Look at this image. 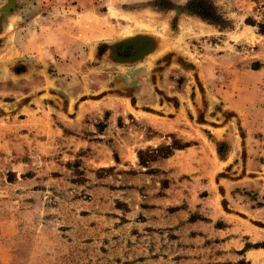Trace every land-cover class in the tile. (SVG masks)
Instances as JSON below:
<instances>
[{
	"label": "rangeland",
	"instance_id": "374dc122",
	"mask_svg": "<svg viewBox=\"0 0 264 264\" xmlns=\"http://www.w3.org/2000/svg\"><path fill=\"white\" fill-rule=\"evenodd\" d=\"M249 18L264 0H0V264H264L245 254L264 245L248 241L264 236ZM141 164L143 194L127 190ZM195 186L206 218L238 219L241 247L226 229L185 260L181 233L144 222L152 192L176 210Z\"/></svg>",
	"mask_w": 264,
	"mask_h": 264
},
{
	"label": "crops",
	"instance_id": "0c3cea01",
	"mask_svg": "<svg viewBox=\"0 0 264 264\" xmlns=\"http://www.w3.org/2000/svg\"><path fill=\"white\" fill-rule=\"evenodd\" d=\"M189 148H191V144L182 147L180 149H177L170 155H167L164 157L160 162V167L165 170H169L168 164L172 162L173 156L178 154V151H182V153L186 151H190ZM140 162V161H139ZM155 164V163H154ZM150 166L153 169L155 166ZM141 171L139 169V173L135 174V185L128 188L127 190H135L137 192H140L143 194L146 191V188L149 187L148 182L152 184L153 179L151 176L153 174H150V172H142V171H149L150 168L147 165L141 164ZM140 165V166H141ZM158 165V164H157ZM196 169V168H195ZM191 171H196V170ZM190 170H186V173ZM152 173V172H151ZM192 183V182H191ZM139 188V189H138ZM166 192L171 193L169 190ZM152 197L154 198L153 204L148 205L150 216L149 218H143L145 221L148 222L149 225H152V227H157L159 232L162 235V240L168 241L169 233L171 232H179L183 235V239L188 240L189 244L184 246V249L187 251L188 259L189 261L195 260V255L197 254L198 257L203 253H205V248L207 245L204 246V244H208V239H216L218 238L217 235H220L222 231L226 230L227 235L230 236L229 239L225 241V244H228L229 247L232 249V245L235 248L241 247L238 246V228H239V221L237 218L234 221L232 218H230L229 222H227L226 218H206L207 214L204 213L206 211V206L201 204V199H199L197 196H200V193L196 191V186L194 188V192L192 193L193 201L185 200L183 203H185L184 206H178L176 210H174V202L172 199H170L167 195H165L164 199L162 197L155 198L154 192H152ZM183 194H188L189 192L185 189L182 190ZM172 194V193H171ZM197 195V196H196ZM173 202V203H172ZM132 205V203H130ZM129 212V211H128ZM127 212V213H128ZM204 213V214H202ZM211 217V216H209ZM219 219H224L225 224L229 223L228 225L220 227L218 225ZM237 219V220H236ZM250 228L249 226H247ZM180 228V229H178ZM153 231V229H151ZM155 232V231H153ZM233 232H237V234H233ZM170 237V236H169ZM214 237V238H213ZM172 238V237H171ZM236 241V242H234ZM248 241H257V242H264V236L263 238L259 240H255L253 237L249 238ZM255 242V243H257ZM178 243V240H177ZM214 244V243H213ZM241 245V244H239ZM201 246V247H199ZM230 253V252H229ZM245 254L248 258V260H251V263H257L261 262V258H253L251 259V255H261L264 256V245L256 246L253 248H249L245 250ZM165 257L166 256H161ZM264 258V257H263ZM197 261V259L195 260Z\"/></svg>",
	"mask_w": 264,
	"mask_h": 264
},
{
	"label": "trees",
	"instance_id": "16d2710c",
	"mask_svg": "<svg viewBox=\"0 0 264 264\" xmlns=\"http://www.w3.org/2000/svg\"><path fill=\"white\" fill-rule=\"evenodd\" d=\"M250 24H252V25H258L259 26V31L261 32V33H264V22H259V23H257L255 20H253V19H251V18H249V20H247ZM259 66V64L257 65V66H255L256 68ZM187 145H189V144H186L185 146H187Z\"/></svg>",
	"mask_w": 264,
	"mask_h": 264
},
{
	"label": "water",
	"instance_id": "95a60500",
	"mask_svg": "<svg viewBox=\"0 0 264 264\" xmlns=\"http://www.w3.org/2000/svg\"><path fill=\"white\" fill-rule=\"evenodd\" d=\"M137 54H139V52H138V53H135V54H133V55H137Z\"/></svg>",
	"mask_w": 264,
	"mask_h": 264
},
{
	"label": "bare ground",
	"instance_id": "6f19581e",
	"mask_svg": "<svg viewBox=\"0 0 264 264\" xmlns=\"http://www.w3.org/2000/svg\"><path fill=\"white\" fill-rule=\"evenodd\" d=\"M168 49V48H167Z\"/></svg>",
	"mask_w": 264,
	"mask_h": 264
}]
</instances>
